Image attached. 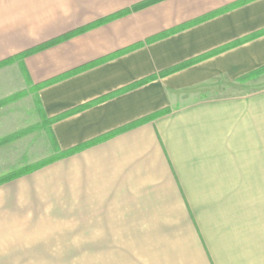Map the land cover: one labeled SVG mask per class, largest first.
<instances>
[{
    "label": "crops",
    "instance_id": "crops-1",
    "mask_svg": "<svg viewBox=\"0 0 264 264\" xmlns=\"http://www.w3.org/2000/svg\"><path fill=\"white\" fill-rule=\"evenodd\" d=\"M143 1L0 0V117L47 81L33 91L40 117L84 106L46 125L42 158L135 123L0 184V264H264V217L238 236L209 202L223 180L264 194V73L238 80L264 65V0H159L18 56ZM7 122L0 149L24 132ZM39 159L0 165V177Z\"/></svg>",
    "mask_w": 264,
    "mask_h": 264
},
{
    "label": "rangeland",
    "instance_id": "rangeland-1",
    "mask_svg": "<svg viewBox=\"0 0 264 264\" xmlns=\"http://www.w3.org/2000/svg\"><path fill=\"white\" fill-rule=\"evenodd\" d=\"M231 85L230 83L223 84L227 88ZM25 88L23 96L8 101L7 115L0 117L3 121H8L5 127L9 129L16 124L25 125L24 132L19 133L18 131L10 136V140H16L12 143L13 145L0 149V165L2 166L6 163L36 160L50 152L47 126L42 124V119L38 114L34 92L27 86ZM229 182L221 181V186L217 187L219 195L210 197L209 202L225 210L223 215L232 220L236 235L253 236L256 234L257 220L261 216L264 217V194H255L254 187L249 185L248 188V181L233 180V185H229Z\"/></svg>",
    "mask_w": 264,
    "mask_h": 264
},
{
    "label": "trees",
    "instance_id": "trees-1",
    "mask_svg": "<svg viewBox=\"0 0 264 264\" xmlns=\"http://www.w3.org/2000/svg\"><path fill=\"white\" fill-rule=\"evenodd\" d=\"M157 1H159V0H146V1H143V2H141V3H138V4L134 5V6H132L130 9H124V10L118 11V12H116V13H114V14H112V15H109V16H107V17H105V18H103V19H101V20H99V21H97V22H94V23L89 24V25H87V26H84V27L78 28V29H76V30L70 31V32H68V33H66V34H64V35H61V36L57 37V38L51 39V40L46 41V42H44V43H42V44H39V45H37V46H35V47H32V48H30V49H28V50H26V51H23V52L20 53L18 56H27V55L32 54V53H34V52H37V51H40V50H42V49L48 48V47H50V46H52V45H54V44H56V43H58V42H60V41H62V40H65V39H67V38H70V37L73 36V35H76V34H78V33H81V32H83V31H85V30L91 28L93 25H96V24H99V23H101V22H106V21H109V20H111V19H114V18L120 17V16H122V15L127 14L130 10H137V9H139V8H142V7L148 6V5H150V4L154 3V2H157ZM181 28H183V27L176 28V29H174V30H170V31H168V32H166V33H162V34H160V35H157V36H154V37H152V38H149V39L147 40V42H151V41H153V40H155V39H158V38H161V37H163V36H166V35H168V34H170V33H173V32H175V31H177L178 29H181ZM263 32H264V31H263ZM261 33H262V32H261ZM261 33H254V34H251V35H249V36H247V37H244V38H242V39L235 40V41H233V42L229 43L228 45H225V46H223V47H221V48H218V49H216V50H213V51L207 52V53H205V54H203V55H200V56H198V57H195V58H193V59H191V60H189V61H186V62L180 63V64H178V65L172 66V67H170V68H168V69H165V70L161 71V72L159 73V75H160V76H165V75L171 74V73H173V72H176V71H178V70H181V69L185 68L186 66H189V65H191V64H194V63H196V62H198V61H200V60H203L204 58H207V57H209V56H212V55H214V54H216V53H218V52H220V51H223V50L228 49V48H230V47L236 46V45H238V44H240V43L246 42V41H248V40H250V39L256 37L258 34H261ZM139 45H140V44H136L135 46H133V47H131V48H129V49H125V50L118 51V52L114 53L113 55H111V56H109V57H105V58L101 59V60L98 61V62H95V63L89 64V65H87L86 67H82V68H80V69H77V70L73 71L72 73H75V72H77V71H79V70H82V69H84V68L90 67V66H92V65H95V64H97V63H99V62H103V61H105V60H107V59H109V58H111V57H114V56H116V55H118V54H121V53H123V52H126L127 50H130V49H132V48H134V47H137V46H139ZM8 60H9V58L6 59V60H4V62H6V61H8ZM261 73H264V65L261 66V67H259V68H257V69H255V70H253V71H251V72H249V73H247L246 75L240 77L238 80H241V81H242V80H247V79L253 78V77H255V76H257V75H259V74H261ZM67 75H69V73H68ZM67 75H66V76H67ZM156 76H157V75H152V76H150V77H148V78H145V79H142V80L136 81V82L130 84L129 86H127V87H124V88H122V89H119V90H117V91H115V92H113V93H110V94H108V95H106V96H104V97L98 99L97 101H101V100L106 99V98H109V97H111V96H113V95L119 94V93H121V92H123V91H126V90H129V89H133V88H135V87L141 86V85H143L144 83H146V82H148V81L154 79ZM50 82H51V81H47V82H45V83H42V84L36 85L35 87H32V90H33V91H34V90L36 91V90H38L39 88H41V87H43V86L49 84ZM21 94H24V92L18 93V95H21ZM36 104H38L37 99H36ZM83 108H84V106H80V107L74 108V109H72V110H70V111H67V112H65V113H63V114H61V115H59V116L52 117V118H48V119H45V118L43 117V115H42V116H41L42 124H44V125H45V124H46V125H50V124H51L52 122H54L55 120H57V119H59V118H62V117H65V116H68V115H71V114H73V113H75V112H77V111H79V110H81V109H83ZM133 125H135V123H134V124H131V125H128V126H126V127H123V128H121V129H118V130H116V131H114V132H112V133H109V134H107V135H104V136H102V137H99V138H97V139H95V140H93V141H90V142L86 143V144H83V145H80V146L74 147V148L69 149V150H66V151H60V150L57 148V146H54V153H53L52 155H50V156H48V157H45V158H42V159H39V160H37V161H35V162L31 163V164L24 165V166H22V167H20V168H17V169H15V170L11 171L10 173H8V174H6V175L0 177V184H3V183H5V182H8V181L13 180V179H15V178H18V177H20V176H23V175L29 174V173H31V172H33V171H35V170H38V169H40V168H42V167H44V166H46V165H48V164H51V163L55 162V161H57V160H60V159L65 158V157H67V156H70V155H72V154H74V153H76V152L82 150L84 147H87V146H90V145L95 144V143H97V142H100V141H102V140H104V139H106V138L111 137L112 135H114V134H116V133H119V132L125 131V130L129 129L131 126H133ZM24 131H25V130H24ZM19 133H21V132H19ZM52 142H53V145H55V142H54V139H53V138H52Z\"/></svg>",
    "mask_w": 264,
    "mask_h": 264
}]
</instances>
